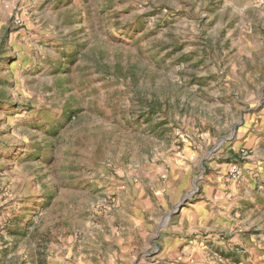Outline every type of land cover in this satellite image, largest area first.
<instances>
[{"label":"rangeland","instance_id":"rangeland-1","mask_svg":"<svg viewBox=\"0 0 264 264\" xmlns=\"http://www.w3.org/2000/svg\"><path fill=\"white\" fill-rule=\"evenodd\" d=\"M0 264H264V0H0Z\"/></svg>","mask_w":264,"mask_h":264},{"label":"crops","instance_id":"crops-1","mask_svg":"<svg viewBox=\"0 0 264 264\" xmlns=\"http://www.w3.org/2000/svg\"><path fill=\"white\" fill-rule=\"evenodd\" d=\"M206 200V199H205ZM204 200H201V201H197L194 205H192V208H190L189 210H187L185 212V221L184 224L186 227L189 228V230H191V225L193 224V227L195 228H198L196 226H200L198 224L204 222H209V218L207 217V211L206 208H205V204H204ZM211 212L215 210L214 209H211L210 210ZM219 213V211H217ZM219 218V216H217ZM202 220V222H201ZM212 222V221H211ZM202 223V224H204Z\"/></svg>","mask_w":264,"mask_h":264}]
</instances>
